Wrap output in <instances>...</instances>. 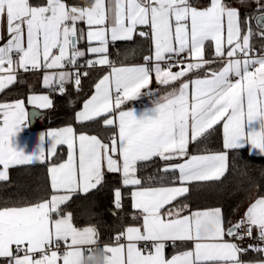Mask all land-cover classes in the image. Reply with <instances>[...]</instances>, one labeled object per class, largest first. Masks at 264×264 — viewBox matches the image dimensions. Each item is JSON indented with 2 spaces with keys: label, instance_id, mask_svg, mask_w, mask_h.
<instances>
[{
  "label": "snow or ice",
  "instance_id": "1",
  "mask_svg": "<svg viewBox=\"0 0 264 264\" xmlns=\"http://www.w3.org/2000/svg\"><path fill=\"white\" fill-rule=\"evenodd\" d=\"M247 2L237 0L241 7ZM255 3L242 16L228 0L73 5L0 0V92L17 82L18 70H45L43 86L64 95L68 83L81 89L88 69L107 65L111 71L95 84L75 119L83 125L103 118L112 129L107 138L77 135L71 126L51 130L41 134L38 150L27 154L14 146L27 126L25 100L0 102V182L9 181L11 167L44 163L56 156L58 146H67V159L47 168L50 193L0 201V264H264V246L243 248L226 239L247 224L249 233L255 228L256 239L264 241V196L227 226L220 207L172 206L186 198L189 185L220 181L231 151L251 146L249 156L253 149L264 155V47L257 54L252 43L253 38L264 41V3ZM138 26L147 30L137 32ZM134 33L150 40L151 55L141 65L115 66L110 45L131 41ZM81 40L87 42L86 51L79 47ZM209 47L214 48L211 59L206 58ZM216 62L219 69L212 68ZM153 72L159 85L180 81L179 87L158 95L149 88ZM190 73L204 75L182 80ZM141 96H148L152 106L143 111L127 107ZM27 103L37 109L53 106L49 95H29ZM220 123L222 150L191 154L190 144H198ZM154 158L164 166L152 175H138L155 165ZM106 172L121 174L122 187L130 188L132 218L138 221L118 232L111 244H101L95 226H76L73 214L62 207L73 196L103 186ZM113 191L119 210L122 191ZM168 247L174 249L171 257ZM249 250L262 258L243 261L241 255Z\"/></svg>",
  "mask_w": 264,
  "mask_h": 264
},
{
  "label": "trees",
  "instance_id": "2",
  "mask_svg": "<svg viewBox=\"0 0 264 264\" xmlns=\"http://www.w3.org/2000/svg\"><path fill=\"white\" fill-rule=\"evenodd\" d=\"M69 5L84 4L87 0H66ZM233 7H238L241 15L252 12L256 7L255 0H248L246 7H241L237 0H228ZM264 3V0H261ZM255 15V13H254ZM255 30V22L253 21ZM134 41H118L115 47L126 48ZM252 43L256 52L260 53L264 47V41L253 38ZM144 46L149 45L143 41ZM210 52V47L206 49ZM89 75L82 77L81 89L77 91L73 83L66 85V92L60 95L56 90H50L53 106L43 112L33 125L36 129H48L73 125L78 132L94 133L102 138L112 134L111 129L103 125L102 119L95 122L81 124L76 121L75 114L82 107L84 101L93 93L95 84L106 72L103 67L88 69ZM15 88L8 89L1 97L5 100L18 97ZM223 130L220 125L214 126L198 144L191 145V152L205 154L222 150ZM65 156V149L61 148L57 155L44 163L15 166L10 169L9 181L0 182V201L5 199L25 198L35 200L45 195V190L51 192L47 168L52 162H59ZM155 159V165L147 167L138 175H152L157 167L162 168L164 162ZM229 167L220 181L198 182L189 185L190 192L185 197L176 200L173 205L188 204L191 210L210 207H220L226 222L238 216H243L240 211L246 201L253 195L264 196V156L251 155L247 149L231 151L229 153ZM178 175V173H177ZM121 188L119 173H111L104 178L103 186L97 190H91L87 194L73 196L66 206H62L65 212H71L74 224L78 227L95 226L98 229L100 242H112L113 237L123 231L125 225L131 222L130 189L123 188V206L117 210L114 208V189ZM174 253L172 247L167 248V255Z\"/></svg>",
  "mask_w": 264,
  "mask_h": 264
},
{
  "label": "crops",
  "instance_id": "3",
  "mask_svg": "<svg viewBox=\"0 0 264 264\" xmlns=\"http://www.w3.org/2000/svg\"><path fill=\"white\" fill-rule=\"evenodd\" d=\"M32 2L36 3L37 0H32ZM196 2L200 3V4H205V3H207V0H196ZM80 27L83 28L85 26L84 25H80ZM139 30H147V29L144 26H138L137 32ZM131 41H134V43L132 45H128V47H126V48L125 47L124 48H120V47H115V45H110L108 56H109V59L112 62H114L115 66L119 67V66H137V65H141V64L144 63V57L148 56V55H151V42H150V40H148L146 38H143V37H140L138 34L134 33L133 40H131ZM143 41H147L149 43V45L144 46ZM87 46L88 45H87V42L85 40H81L80 41L79 47L81 48V50H85L86 51ZM213 52H214V48H212V47H210V52H207V50H206V58H209V59L213 58ZM256 53L259 54L258 52H256ZM89 58L90 59H95L97 57H94V56H86L85 57V59H89ZM80 63L81 64L84 63V60L82 59L80 61ZM184 66H186V65H182L181 67H184ZM97 67H103V68L106 69V72L103 74V76L108 74L111 71V68L109 66H107V65H98ZM181 67L172 68V71H174V72L175 71H179V70H181ZM220 67H221V64L219 62H216V63H214L212 65L213 69H219ZM47 71L51 72V71H54V70H47ZM16 74H17V82L14 83L13 85L8 86L6 89H4L2 92H0V102H13V101H16V100H19V99L25 100V108H26V111L28 112V119H27V126L22 128L21 132L18 133L17 137L14 140V146L17 147L18 150H23L27 154H30V153H32L34 151H37L38 148L41 146L40 145V136H41V134L46 133V132L51 131V130H56V129H59V128L67 127V126L73 127V129H74V131H75V133L77 135H79L81 133L97 135V134L88 133V132H78V131H76V129H75V127L73 125H65V126H62V127L48 128V129H36V128H34L32 123H31V120H30V110L32 108H35V107L27 103V98H28L29 95H32V94L49 95V98L52 100V97L50 95V90H52V89L46 88L42 84V78H43V75L45 74V70L28 71V72H25L23 70H18ZM197 75L202 78L204 73H198ZM197 75H193V74L190 73L187 78H182V80L183 79H195V78H197ZM179 84H180V81L173 82L170 85H159L156 82V80H155V73L153 72L152 73V81H151V83L149 85V88L153 92H155L158 95L162 96L166 92L171 91L173 87H179ZM11 87L15 88V95L19 94L18 97L12 98V99H8V100H5V99L1 98L4 95V93L8 89H10ZM56 91H58V89ZM94 91H95V88H94ZM94 91H93V93L91 95L94 94ZM142 91H144V90H142ZM91 95L88 98H90ZM151 106H152V102H151V99L148 96H141L138 100L131 101L127 105V107L135 108L137 111H143L144 108L151 107ZM35 109H37V108H35ZM38 110H40L41 112H45L48 109H38ZM80 110H82V107L78 111H80ZM97 119H100V118H97ZM101 119L103 121V118H101ZM218 125H220L221 128H222V123H220ZM222 130H223V128H222ZM111 131H112V129H111ZM97 136H99V135H97ZM99 137H101V136H99ZM191 145L192 144H190V146H189V152L191 154H195V153L191 152V149H190ZM250 147L251 146H245L242 149H247L249 151ZM61 148L65 149V156L59 162H64L67 159V146L66 145L58 146L57 153L59 152V150ZM252 152H253V155L264 156V155H259L258 154V150H254L253 149ZM46 154H47V150H46ZM53 158L54 157H52V159ZM51 160H46V161H51ZM177 162H182V161H173L172 163H177ZM34 164H39V162H36ZM49 166H51V164ZM13 167H15V166H13ZM13 167H11V168H13ZM10 169H9V174H10ZM0 170H3V166L2 165H0ZM109 174H111V173H107L106 172L105 177L107 175H109ZM120 177H121V174H120ZM176 186H179V185L177 184ZM123 188L124 187H122V185H121L122 206H123ZM179 198H181V197H179ZM179 198H177V200ZM256 198H258L257 194H253L246 201L245 206H243L241 211H240V215L241 216H244L245 212L247 211V208L250 206V204L252 202H254V200ZM174 202L175 201H173V203ZM129 204H130V207H131V222L127 223L125 225V227L126 226H135L138 223V221H135L132 218L134 210L132 208V200H131V198H130ZM172 206H174V205H172ZM212 208H215V207L203 208V209H194V210H208V209H212ZM65 213H67V212H65ZM185 214H187V213H185ZM237 221H238V216L232 218L231 220H229V222H226V226L228 224H234ZM82 227H85V226H82ZM226 239L229 240V237H226ZM107 243L111 244V243H113V241L112 242H107ZM102 244H104V243H102ZM173 254H171V255H173ZM171 255H167V248H166V256L171 257ZM261 258L262 257L259 254L255 253L253 251H248L246 254H242L241 255V259L243 261H256V260H259Z\"/></svg>",
  "mask_w": 264,
  "mask_h": 264
},
{
  "label": "built area",
  "instance_id": "4",
  "mask_svg": "<svg viewBox=\"0 0 264 264\" xmlns=\"http://www.w3.org/2000/svg\"><path fill=\"white\" fill-rule=\"evenodd\" d=\"M173 68H177V67H173ZM257 235L258 232L255 228H253L252 232L249 233L248 226L247 224H245L244 227L241 228L240 231L234 237H229V240L233 243L240 245L243 248H246L248 245L264 246V241H260L256 239Z\"/></svg>",
  "mask_w": 264,
  "mask_h": 264
},
{
  "label": "water",
  "instance_id": "5",
  "mask_svg": "<svg viewBox=\"0 0 264 264\" xmlns=\"http://www.w3.org/2000/svg\"><path fill=\"white\" fill-rule=\"evenodd\" d=\"M44 113L38 109L32 108L30 110V120L32 125H34L39 117H41Z\"/></svg>",
  "mask_w": 264,
  "mask_h": 264
}]
</instances>
